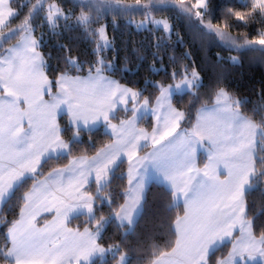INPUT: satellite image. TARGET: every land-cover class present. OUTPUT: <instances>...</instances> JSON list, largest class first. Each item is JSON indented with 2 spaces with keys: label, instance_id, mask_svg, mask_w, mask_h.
<instances>
[{
  "label": "snow or ice",
  "instance_id": "6c2138e0",
  "mask_svg": "<svg viewBox=\"0 0 264 264\" xmlns=\"http://www.w3.org/2000/svg\"><path fill=\"white\" fill-rule=\"evenodd\" d=\"M78 2L81 10L75 15L62 7L61 0H36L23 20L10 27L19 19L20 9L14 0H0V40L15 38L7 48L0 43V205L4 206L0 213L18 209L11 220L0 215L6 228L0 260L130 264L132 249L126 239L108 243L104 232L110 224L125 236L134 231L148 187L155 182L167 194L165 210L177 211L174 219L169 218L174 237L166 244L169 250L153 246L147 264H264V224L257 233L256 223L264 208L253 211L248 200L257 185L264 191V115L256 119L264 113V89L262 102L248 115L244 108L248 101L220 87L222 77L215 85H206L195 67L191 71L187 64L176 67L175 56L170 57L174 64L170 73L150 65L156 73L165 71L169 83L146 80L144 88L127 87L105 74L116 70L105 57L106 51H115L107 25L91 27L109 11L125 17L141 13L142 20L128 18L126 23L137 30L153 26L149 30L170 33V21L155 19L154 14L174 8L189 23L198 22V30L210 42L238 53L226 57L216 53L218 61L238 66L244 51H264V0L228 7L219 22H214L217 17L209 0ZM36 18L53 33L60 21L65 32L83 29L94 42V59L82 61L73 56L71 46L58 44L64 54L53 67L51 53L42 50L43 34L36 35L40 26ZM257 18L262 28L256 36L231 34L233 27L246 28ZM113 26L118 27L115 20ZM159 41L158 37L157 60ZM125 60L120 71L135 74L137 70L129 69ZM148 87L158 94L144 96ZM184 95L190 96L187 105L173 103ZM62 117H67L63 123ZM148 117L151 131L139 126ZM97 128L109 137L100 147L94 144ZM125 178L127 186L119 196L123 202L117 203L110 186L114 179ZM45 214L52 218L44 219ZM80 216L85 218L82 227H69Z\"/></svg>",
  "mask_w": 264,
  "mask_h": 264
},
{
  "label": "trees",
  "instance_id": "16d2710c",
  "mask_svg": "<svg viewBox=\"0 0 264 264\" xmlns=\"http://www.w3.org/2000/svg\"><path fill=\"white\" fill-rule=\"evenodd\" d=\"M30 2V0H29ZM29 2L26 0H14V6L19 7L20 17L19 19L13 20L10 26L19 24L23 20L25 14L29 8ZM245 0H209V8L214 9L216 13V21L219 22L220 14L228 7L240 8L241 3ZM62 7L64 9H72L76 12V7L72 4L71 0H61ZM26 5V7H22ZM43 15L42 13L40 14ZM165 15L170 19L173 31L170 35H167L162 29H156L151 31L149 29L137 30L133 25L126 23L124 17L115 16L113 18L106 17L107 21V34L112 40L113 50H108L105 52V57L107 61H112L115 63L116 70L105 73L120 83L128 85L134 89H140L145 87V81L151 80L153 82L163 80L164 83H169L170 81L166 79L167 73L173 70V61L170 57L175 56V66L187 64L189 66V71L193 67L204 78V83L206 85H215V81L222 77V83L220 87L226 88V90L234 95L236 98H244L248 102L244 105L246 114L251 115L252 110L260 104L261 101V89H264V51L259 48H253L252 50H246L241 55V64L238 66H233L232 64L225 63L223 61H218L216 58V53H220L222 56L237 55L236 52H225L222 50L221 46L216 42H210L208 37L204 36L201 31L195 28H190L187 26L188 21L185 17H182L179 13L174 10L166 11ZM207 20L208 17H205ZM113 20L117 22L118 27L113 26ZM35 23L40 25L36 28V35L40 36L43 34L44 53H51L50 64L55 67L57 65L58 57L64 54V50L58 47V44L69 45L73 48V56H79L80 60H93V48L95 47L94 42H92L87 35L84 33L83 29H75L72 32H65L63 28V21L60 22V26L53 33L49 30L46 24L41 25L40 19L36 18ZM262 24L257 18L255 21L250 23L246 28L243 26L233 27L230 31L235 35H242L245 32L249 34V38L254 37L261 30ZM5 30V29H4ZM59 33V35L57 34ZM160 38L159 44L160 48L158 55L161 58L157 60L154 53H157V38ZM5 48V46H3ZM186 53L188 55H186ZM138 56L143 57V60H139ZM127 58V67L129 69H136L135 74L133 73H122L120 69L125 67ZM139 65V67H138ZM150 65L153 68H161L163 66L167 69L165 71H160L156 73L150 70ZM63 65H61L62 67ZM87 71V64H85V72ZM202 92L206 89H201ZM153 94V97L158 93L155 92L151 87L147 88L144 92V96ZM203 99V97H202ZM190 100V96L184 95L183 99L174 98L173 103L179 107L187 105ZM199 106V105H197ZM260 113L256 116L258 120ZM122 116V113H121ZM120 117H118L119 119ZM67 117H62L61 123H63ZM146 128L151 127V117L147 118L146 122L141 123ZM103 129L97 128L94 130V144L95 147H100L101 144L109 142V137L102 134ZM84 141L87 143L88 136H84ZM83 147V145H82ZM95 152V148H92L88 155ZM67 163V161H64ZM126 161L121 166V170L126 171ZM47 171V168H45ZM127 186L126 178L124 180L114 179L111 187V191L115 196L118 197L117 203H122V198H119L123 187ZM94 188V185H93ZM249 207L253 211L258 208H264V191L261 187L257 185L249 191L248 195ZM167 203V194L164 189L157 183L153 182L149 185L148 190L145 195V200L140 213L137 216V222L135 224L134 231H130L125 236L121 231L115 228L114 224L107 226L104 237L108 243L119 242L122 238L126 239L127 243L132 249L130 253V264H147V260L153 251V246L158 247L160 250H169L166 248V244L169 239H174L170 237L168 224L170 222V217L174 219L176 214V209L172 212H167L165 210ZM1 207H4L1 205ZM107 210V205H105V211ZM250 211L249 215L253 214ZM18 213V209H13L11 211L5 210L0 213L7 220L13 219ZM84 217L80 216L78 219H72L69 226L77 227L80 225L82 227V222ZM257 233H259V226L264 224V214L257 215ZM6 228L0 224V246H3L4 242V232ZM111 237V239H108ZM224 252L227 248L223 249ZM221 253L216 252V256ZM138 257H144L142 260H137ZM215 259V257H213ZM0 264L3 261L0 260Z\"/></svg>",
  "mask_w": 264,
  "mask_h": 264
},
{
  "label": "rangeland",
  "instance_id": "374dc122",
  "mask_svg": "<svg viewBox=\"0 0 264 264\" xmlns=\"http://www.w3.org/2000/svg\"><path fill=\"white\" fill-rule=\"evenodd\" d=\"M26 2L28 3L29 2V0H26ZM49 2H50V0H49ZM71 2H72V4H74V6L76 7V12H74V14L75 15H78L79 14V12H80V10H81V8H80V5H79V2H78V0H71ZM124 2L125 3H134V0H124ZM36 3V0H30V2H29V8H28V10L32 7V5L33 4H35ZM191 3H194V0H191ZM189 6H190V4H189ZM47 7V3H45V8ZM71 9V8H70ZM68 10V9H67ZM168 10H174L176 13H178L174 8H165V10H163V11H158V12H156L155 14H154V18L155 19H164V18H167L169 21H170V19L165 15V13H166V11H168ZM28 12V11H27ZM43 14V13H42ZM75 15L73 16V19L75 18ZM115 16H120V17H124L126 20L128 19V18H130V19H132L133 21H136V22H139L140 20H142L143 19V15L141 14V13H131V14H129V17H125V16H123V15H115L114 13H112V12H106V13H102L101 15H100V17H99V20H98V23H93L92 25H91V27L93 28V29H95V28H98L100 25H104V24H107V21L105 20V18L106 17H111V18H113V17H115ZM193 16H194V14H193ZM182 17H185V16H182ZM186 19H187V17H185ZM187 21H188V19H187ZM205 21H207L206 19H205ZM61 22V21H60ZM170 23H171V21H170ZM188 25L187 26H189L190 28H195V29H198V22H194V23H189V21H188V23H187ZM16 25H18V24H16ZM16 25H14V26H16ZM171 25H172V23H171ZM14 26H10V27H14ZM153 27V26H152ZM4 31H7V29H5ZM172 31H173V26H172ZM172 31L170 32V33H166L167 35H170L171 33H172ZM232 35H235V34H233V33H231ZM88 37V36H87ZM89 38V37H88ZM90 39V38H89ZM15 42V38H13V39H9V40H7V41H2V40H0V43H2L3 44V46H5V48H7V47H9L12 43H14ZM114 78V77H113ZM115 79V78H114ZM125 85V84H124ZM127 87H129L128 85H126ZM130 88H132V87H130ZM149 118V117H148ZM114 122H118V121H114ZM91 155H94V153L93 154H91ZM90 155V156H91ZM127 168V167H126ZM0 207H1V205H0ZM140 213V211L138 212V214ZM138 214H137V216H138ZM52 217H51V215L50 214H45V217H44V219H51ZM41 223H43V219H41V221H40ZM69 227H71V226H69ZM72 228H75V227H72Z\"/></svg>",
  "mask_w": 264,
  "mask_h": 264
},
{
  "label": "crops",
  "instance_id": "0c3cea01",
  "mask_svg": "<svg viewBox=\"0 0 264 264\" xmlns=\"http://www.w3.org/2000/svg\"><path fill=\"white\" fill-rule=\"evenodd\" d=\"M111 77V76H110ZM112 79H114L113 77H111ZM116 80V79H115ZM122 84V83H121ZM118 121V120H117ZM140 127H143V128H146L145 126H143L142 124L139 125ZM149 131H151V127L150 128H147ZM144 151H148V149H144ZM141 155H143V153H141ZM203 162H204V158L202 157L201 158V166H203ZM126 166H127V163H126Z\"/></svg>",
  "mask_w": 264,
  "mask_h": 264
}]
</instances>
